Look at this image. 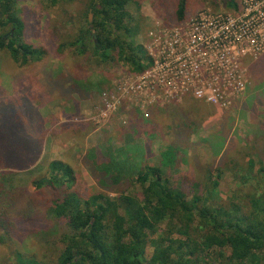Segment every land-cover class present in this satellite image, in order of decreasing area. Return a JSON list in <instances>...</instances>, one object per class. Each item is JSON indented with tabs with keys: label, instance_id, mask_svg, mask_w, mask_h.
I'll use <instances>...</instances> for the list:
<instances>
[{
	"label": "trees",
	"instance_id": "trees-1",
	"mask_svg": "<svg viewBox=\"0 0 264 264\" xmlns=\"http://www.w3.org/2000/svg\"><path fill=\"white\" fill-rule=\"evenodd\" d=\"M17 1L0 0V50L12 53L19 64L39 61L46 52L23 38L25 22L15 13ZM64 1L74 0L51 4ZM87 2L93 21L73 37L79 51L90 41L100 63L147 67L144 49L133 41L139 24L131 6H138V0ZM223 2L227 10L238 9L237 0ZM185 9L186 0H167V11L180 21L186 20ZM78 86L60 82L51 92L81 95ZM31 91L17 100L0 97V246L22 247L12 252V261L0 264H264V140L255 131L261 123L248 132L252 140L246 150L256 161L245 162L246 156L242 161L233 157L234 145L224 146L226 134L221 141L213 139L222 132L216 124L211 126L215 134L193 138L207 120L202 101L194 96L151 110L148 120L136 112L128 127L144 130V142H114L106 133L81 152V169L97 188L89 193L79 185L69 159H53L47 167L30 160L28 154L35 160L40 155L45 137V121ZM82 128L79 124L76 130ZM180 163L188 166L184 178L169 181L165 171L180 169ZM191 171H197L193 179L200 188L190 187ZM226 171L238 180V195L229 204L213 203L214 178ZM250 175L257 184H251ZM133 183L140 188L134 190ZM249 185L253 191L247 193ZM242 194L250 206L242 203ZM24 239L43 249L26 252ZM149 245L153 250L147 258Z\"/></svg>",
	"mask_w": 264,
	"mask_h": 264
},
{
	"label": "rangeland",
	"instance_id": "rangeland-1",
	"mask_svg": "<svg viewBox=\"0 0 264 264\" xmlns=\"http://www.w3.org/2000/svg\"><path fill=\"white\" fill-rule=\"evenodd\" d=\"M87 1L74 0L51 4V0H18L15 13L25 22L23 38L35 46L42 47L46 53L39 61L28 60L25 64H19L12 58V53L5 49L0 50V97L17 100L32 89L30 92L32 98L45 121V137L40 155L35 160L28 154L31 161H36L35 165L47 167L53 159H69L81 188L94 193L97 190L95 184L80 166L81 152L98 144L106 133L114 142L128 143L134 140L139 144L144 142L147 138L146 132L129 129L130 120L135 119L136 112L148 120L151 110H160L166 103L181 102L185 96H194L191 92L177 93L178 95L176 94L173 99L164 95L186 83L196 87V90L207 92L214 102L209 104L201 100L202 113L207 120L197 128L193 138L197 136L204 138L208 134L211 136V133H216L214 127L221 128L222 132H217L213 139L221 141L226 134L223 144L234 145L235 151L232 155L235 159L242 161L241 156H246L245 162L249 159L256 161L252 155L249 158L246 148L252 140L248 132L250 128H254L255 122H259V125L261 123L259 129L257 126L255 131L257 130L260 141L264 140V52L254 53L253 56L247 54L242 60L234 54L229 55L231 63L236 66L232 74L237 75L234 79L240 83H234L233 78L225 80L228 72L209 69L203 71L202 67L195 69V65H192L193 70L190 69L186 64L187 56L191 58V55L181 52L183 46L180 42H187L185 46L191 49V54L195 51L203 54V46L197 50L199 44L191 39V31L187 34V27L184 29L183 27L201 10L211 12L227 10L223 0H186V20L183 21L178 20L176 16L172 17L170 13L172 10L167 11V0H138V6L133 4L132 17L140 26L137 29L133 28V41L144 49L146 55L142 62L147 67L142 70H134L123 63H100L92 55L90 41L83 52L79 51V44H73L75 41L73 37L78 34L80 27L85 30L93 21V15L89 20V14L92 12L88 11ZM173 30L176 34L169 35V32H174ZM182 33L187 36L181 37ZM175 41L177 43H174ZM158 44L165 46L160 54H173L164 64L169 66L170 72H163L162 75L147 71L153 67V61L151 64L149 61V52L155 55ZM263 45L264 41H258L257 45L253 44L256 48ZM232 46L235 47L234 51L239 50V46L245 48V51L251 47L246 48V42H237ZM211 48L213 52H217L216 46ZM222 49L221 46L218 54ZM192 59L200 64L196 61L195 54H192ZM239 65L240 73L236 71ZM181 71V76L175 77V75L179 76ZM159 78L160 82L157 85L156 80ZM69 81H75L79 85L81 95L69 90L51 92V89L54 90V85ZM234 84H237L239 91L233 92L230 89ZM28 86H30L29 91L26 90ZM39 90L43 92L42 98L38 96ZM244 102L247 106H242ZM146 112L148 115H145ZM69 123H72L69 128L64 129L63 126ZM212 123L216 125L211 127ZM79 124L84 127L82 130H76ZM251 152H254V149ZM187 167L184 163H180V169L165 171L167 172L165 177L177 183L184 178L183 170ZM190 176L192 178L190 187L198 188L199 185L196 183L199 182L193 179L197 176V171H191ZM249 177L253 180L251 184H257L256 177L252 175ZM214 180L218 184L211 191L212 202L229 204L232 201L231 197L238 195V180L227 171ZM132 186L134 190L140 188L139 184L133 183ZM30 187L32 190L33 186ZM248 190L247 193L253 191L252 185L248 186ZM112 194L116 195V192ZM241 200L242 203L250 206L249 197L245 194L241 195ZM166 227L165 225L162 228ZM22 246L30 254L43 249L34 240L24 239ZM15 250H22L21 245L5 243L0 246V261H12L14 258L12 252ZM152 250L150 245L146 247L147 258L151 256ZM225 251V255L228 256L229 248Z\"/></svg>",
	"mask_w": 264,
	"mask_h": 264
},
{
	"label": "built area",
	"instance_id": "built-area-1",
	"mask_svg": "<svg viewBox=\"0 0 264 264\" xmlns=\"http://www.w3.org/2000/svg\"><path fill=\"white\" fill-rule=\"evenodd\" d=\"M237 4V10H218L212 12L209 10H201L195 16L191 17L187 23H185V27H183V29L187 27V34L191 31V39L194 43L199 44L197 50H199L202 46L204 48L202 55L196 51L192 53L196 55V61L200 63L197 64L192 59V54L190 53L191 49L187 48L188 46H185L187 42H180L183 46L181 50L182 54L191 55V58L187 56L188 63L186 64L190 69L193 70L192 65H195V69L202 67L203 71L209 69L217 70L219 72H228L224 79L231 80L237 75L232 74V72H235L236 66L234 63H231L232 61L229 58L230 54H234L239 58V60H242L247 54L248 56H253L254 53L257 54L259 52H264V45L258 46L257 48L256 46H253V44L257 45L258 41H264V0H237ZM173 31L174 32H169V35L172 33L176 34L175 30ZM183 35L184 33L180 34L181 37L187 36ZM237 42H246V48L249 46L251 47L245 51V48L239 46V50L234 51L235 47L232 46V44ZM174 43H177V41ZM170 45L168 46L169 49L171 47ZM212 46L217 47V52L212 51ZM221 46L223 49L220 51V54H218V50ZM163 48H165V46L158 44L156 46V54L152 55L149 52V56L147 55L149 57L150 64L153 61V67L147 70L148 72H154V74L159 75H162L163 72H170L168 70L169 66L164 64L169 57L173 56V54H160ZM236 71L239 73L241 72L240 65ZM181 74L182 71L179 76L175 75V77H180ZM159 82L160 78L156 80V84L159 85ZM233 82L240 83V81L236 82L235 79ZM196 89L197 88L193 85L186 83L175 88L173 91L175 93L166 92L164 95L171 96L170 98L173 99L174 96H177L178 94L191 92L196 98L205 103H214L212 101L213 99L207 92ZM230 89L233 90V92L240 90L238 89L237 84H234V87H231ZM145 115H148L147 112Z\"/></svg>",
	"mask_w": 264,
	"mask_h": 264
},
{
	"label": "water",
	"instance_id": "water-1",
	"mask_svg": "<svg viewBox=\"0 0 264 264\" xmlns=\"http://www.w3.org/2000/svg\"><path fill=\"white\" fill-rule=\"evenodd\" d=\"M91 15H92V14H89V20H91Z\"/></svg>",
	"mask_w": 264,
	"mask_h": 264
}]
</instances>
